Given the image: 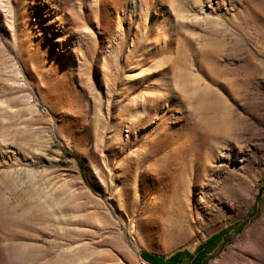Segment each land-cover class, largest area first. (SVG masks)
<instances>
[{
  "label": "rangeland",
  "instance_id": "obj_1",
  "mask_svg": "<svg viewBox=\"0 0 264 264\" xmlns=\"http://www.w3.org/2000/svg\"><path fill=\"white\" fill-rule=\"evenodd\" d=\"M199 263L264 264V0H0V264Z\"/></svg>",
  "mask_w": 264,
  "mask_h": 264
},
{
  "label": "trees",
  "instance_id": "obj_2",
  "mask_svg": "<svg viewBox=\"0 0 264 264\" xmlns=\"http://www.w3.org/2000/svg\"><path fill=\"white\" fill-rule=\"evenodd\" d=\"M83 163H84V161H82V160L79 161V165H80L81 167H83ZM144 257H145L146 259H148V260H151L154 256L151 255V254H149V253H145ZM199 264H203V263H199Z\"/></svg>",
  "mask_w": 264,
  "mask_h": 264
}]
</instances>
